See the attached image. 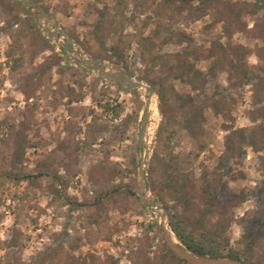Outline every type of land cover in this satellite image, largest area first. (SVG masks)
I'll list each match as a JSON object with an SVG mask.
<instances>
[{
  "label": "rangeland",
  "instance_id": "1",
  "mask_svg": "<svg viewBox=\"0 0 264 264\" xmlns=\"http://www.w3.org/2000/svg\"><path fill=\"white\" fill-rule=\"evenodd\" d=\"M33 1L52 17L51 25L18 0H0V264H183L161 232L163 222L173 233L170 215L184 211L165 188L166 170L184 178L199 209L189 213L194 221L204 211L205 182L222 191L219 203L232 218L227 237L231 248L242 250L246 225L264 202L257 197L264 194L262 13L244 17L247 30L229 42L214 20L217 11L205 12L199 3L181 11L167 0ZM98 12L106 15L100 43L92 34ZM43 26L67 33L72 43L50 38ZM182 34L190 44L181 42ZM148 38L162 57L197 51L206 86L195 92L166 65L154 67ZM215 42L226 48L220 70L204 58ZM113 47L124 51V65L99 59ZM81 55L141 86L106 80L82 64ZM160 83L196 99L203 110L199 129L184 127L185 112L176 103H161ZM254 131L256 147L249 145ZM228 146L231 157L221 163ZM259 246L262 255L264 234Z\"/></svg>",
  "mask_w": 264,
  "mask_h": 264
},
{
  "label": "trees",
  "instance_id": "2",
  "mask_svg": "<svg viewBox=\"0 0 264 264\" xmlns=\"http://www.w3.org/2000/svg\"><path fill=\"white\" fill-rule=\"evenodd\" d=\"M167 3L175 5L181 11L192 9L195 3H199L201 5L200 8L205 12L210 7L214 8L217 11L214 14V20L222 25L223 33L229 42H231L234 33L247 30V25L243 22L244 17L251 15L255 11H259L264 18V0H255L253 5H249L248 3L235 4L231 0H167ZM26 15L28 14L26 13ZM98 15L99 20L92 27V34L100 43V39L102 40L105 36L102 24L106 15L104 12H98ZM261 34L264 40V30H262ZM181 37V42L191 43V40L186 38L185 34H182ZM101 44L103 45L102 42ZM146 44L145 50L151 56L154 67L166 65L176 79L188 84L195 92L200 91L206 86L208 77L197 68V64L202 57L197 51L186 49L182 53L162 57L156 53L157 46L153 38L146 39ZM225 52L226 48L221 43L215 42L211 49L206 52L204 58L212 61L215 70H220L224 66V60L221 55ZM99 59L120 66L124 65L125 54L118 47H113L110 50H106L104 56H101ZM232 69L235 72L239 71V66L233 65ZM248 76V72L244 71L243 77L248 79ZM157 87L155 90L162 104L176 103L180 112H185L183 115L184 127L191 132L199 129L203 110L196 106V99L191 95L179 94L173 86L167 87L165 83H160ZM212 107L214 108V106ZM251 135L252 142L249 145L256 147L258 141L253 140L256 136V131L252 132ZM228 149L221 159V163L229 160L231 157L230 150H232V147L228 146ZM175 172L177 173V170ZM165 181V188L175 195L176 201L184 209L181 214L172 213L170 215L169 225L177 239L190 252L210 258H229L243 262L244 264H264V254H257V249L260 247L259 241L264 234V202L261 203V208L263 209L255 213L254 217L251 218V222L249 221L246 225L245 234L241 241L243 249L234 250L231 248L230 239L227 237V230L232 223V218L226 216L225 207L219 203V196L222 191L214 184L208 181L205 182L199 196V205L204 207V211H198L200 218L194 221L189 217V213L199 209L189 197L188 192H186L187 185L182 175H174L166 170ZM257 197H263L264 199V194L259 192ZM219 208L221 209L220 211L218 210ZM169 251L175 258H179L171 249ZM180 261L183 264H188L182 259Z\"/></svg>",
  "mask_w": 264,
  "mask_h": 264
},
{
  "label": "water",
  "instance_id": "3",
  "mask_svg": "<svg viewBox=\"0 0 264 264\" xmlns=\"http://www.w3.org/2000/svg\"><path fill=\"white\" fill-rule=\"evenodd\" d=\"M21 5L25 8V10L36 20L42 19L47 26L51 25L53 22L52 17L46 12V10L40 6L37 2L33 0H18ZM42 31L48 35L50 38L55 39L58 35L64 37L67 41V44L70 45L72 43L71 38L69 35L63 31H60L58 34L53 33L48 27H41ZM82 56V55H81ZM82 64L92 68L98 74L109 80L122 88H126L127 86H131L132 88H136L141 86V84L134 83L132 78L126 76L123 73H118L114 71H110L101 61L94 60V59H86L85 57H81ZM150 94L153 93L151 89H149ZM143 130H142V143L141 146L145 150V157L144 161L141 162L139 168V178H140V190L143 197L147 196V182H146V170L148 165V157H149V149H148V125H149V118L146 114L143 120ZM152 204H156L160 209L162 206L159 202H152ZM162 236L165 239L166 243L170 247V249L179 256L182 260L187 262L188 264H244L243 262L236 261L229 258H210L205 256H200L190 252L185 246L179 243L173 233H171L165 225L161 227Z\"/></svg>",
  "mask_w": 264,
  "mask_h": 264
},
{
  "label": "bare ground",
  "instance_id": "4",
  "mask_svg": "<svg viewBox=\"0 0 264 264\" xmlns=\"http://www.w3.org/2000/svg\"><path fill=\"white\" fill-rule=\"evenodd\" d=\"M163 225H165V223L162 222V225H161V226H163ZM165 226H166V225H165ZM166 228H167V227H166ZM167 229H168V228H167Z\"/></svg>",
  "mask_w": 264,
  "mask_h": 264
}]
</instances>
